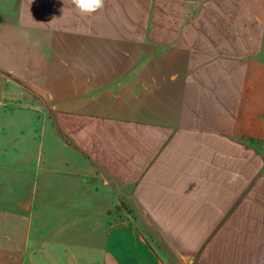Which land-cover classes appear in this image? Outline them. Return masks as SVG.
I'll return each mask as SVG.
<instances>
[{"label": "crops", "instance_id": "1", "mask_svg": "<svg viewBox=\"0 0 264 264\" xmlns=\"http://www.w3.org/2000/svg\"><path fill=\"white\" fill-rule=\"evenodd\" d=\"M0 221V264H264V0H0Z\"/></svg>", "mask_w": 264, "mask_h": 264}, {"label": "clouds", "instance_id": "2", "mask_svg": "<svg viewBox=\"0 0 264 264\" xmlns=\"http://www.w3.org/2000/svg\"><path fill=\"white\" fill-rule=\"evenodd\" d=\"M72 4L80 15H93L104 8L105 0H72ZM238 175L233 173L229 182H234Z\"/></svg>", "mask_w": 264, "mask_h": 264}, {"label": "rangeland", "instance_id": "3", "mask_svg": "<svg viewBox=\"0 0 264 264\" xmlns=\"http://www.w3.org/2000/svg\"><path fill=\"white\" fill-rule=\"evenodd\" d=\"M10 223H13L12 225ZM20 221H0V239L5 237H15L14 235L21 229L23 225L19 224ZM1 244L3 242H0Z\"/></svg>", "mask_w": 264, "mask_h": 264}]
</instances>
